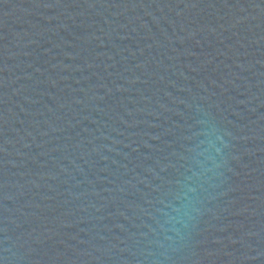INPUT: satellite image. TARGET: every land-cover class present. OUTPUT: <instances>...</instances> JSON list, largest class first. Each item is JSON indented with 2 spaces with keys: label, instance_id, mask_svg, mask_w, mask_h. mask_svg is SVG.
Returning a JSON list of instances; mask_svg holds the SVG:
<instances>
[{
  "label": "water",
  "instance_id": "water-1",
  "mask_svg": "<svg viewBox=\"0 0 264 264\" xmlns=\"http://www.w3.org/2000/svg\"><path fill=\"white\" fill-rule=\"evenodd\" d=\"M0 264H264V0H0Z\"/></svg>",
  "mask_w": 264,
  "mask_h": 264
}]
</instances>
